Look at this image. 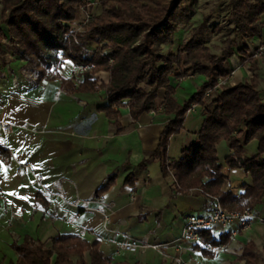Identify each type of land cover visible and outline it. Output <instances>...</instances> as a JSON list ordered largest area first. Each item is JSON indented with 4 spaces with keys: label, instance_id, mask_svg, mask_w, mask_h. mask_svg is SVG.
Segmentation results:
<instances>
[{
    "label": "trees",
    "instance_id": "trees-1",
    "mask_svg": "<svg viewBox=\"0 0 264 264\" xmlns=\"http://www.w3.org/2000/svg\"><path fill=\"white\" fill-rule=\"evenodd\" d=\"M199 0H100L102 12L95 15L79 33L70 32L68 25L79 19L89 0H0V65L6 60L4 41L13 57L25 63L24 71L36 76V82H59L68 95L75 93H107V105L99 110L118 123L120 109L128 108L134 122L160 108L170 117L157 150L147 156L142 166L159 161L164 177L173 176L177 190L190 193L202 189L210 208L216 199L228 211L252 210L264 199V99L259 79L221 88L206 97L220 79H228L230 59L241 56L245 64L251 61L255 71L254 51L245 42L261 38L264 30V0H231L234 36L220 56L214 55L204 42L194 36L177 52L162 54L164 45L171 42L177 28L191 20ZM98 48L89 52V44ZM66 61L75 68L88 67L82 74L64 79L61 70ZM110 74L109 83H100L96 75ZM204 75L206 82L183 105L175 99L176 82ZM163 100L160 103V100ZM209 101V102H207ZM201 107L205 117L195 139L182 150L179 161H170L168 147L173 136L184 129L191 107ZM118 126V125H117ZM119 128L118 132H124ZM228 143L230 154L224 165L230 171H242L252 179L243 186L244 192L234 195L225 191L228 177L218 156V146ZM258 143L257 153L247 155L250 143ZM131 178L127 179V182ZM111 177L98 194L107 192L114 184ZM176 190V191H177ZM230 235L215 238L211 231L203 232L201 244L195 245L207 258L216 249L229 244ZM18 255L8 264H130L113 262L93 243L72 234H58L48 243L25 238L22 244L13 243ZM242 259L248 264L258 256L248 246ZM140 264V263H136Z\"/></svg>",
    "mask_w": 264,
    "mask_h": 264
},
{
    "label": "crops",
    "instance_id": "crops-1",
    "mask_svg": "<svg viewBox=\"0 0 264 264\" xmlns=\"http://www.w3.org/2000/svg\"><path fill=\"white\" fill-rule=\"evenodd\" d=\"M263 37L264 30L257 40ZM241 60L240 55L230 59L229 69L234 72L230 85L257 76L262 90L264 58L253 59L255 71L254 63L243 64ZM10 69L13 70L10 64L0 65V122L13 126L11 134L0 128V255L2 260L6 257L4 264L17 261L13 243L22 244L27 237L48 243L58 234L77 235L90 243L98 241L101 251L113 262L174 264L155 251L141 254L121 250L131 240L170 243L181 236L189 215H208L213 210L202 189L177 195L173 176L164 177L159 161L142 166L147 156L157 150L170 117L160 108L134 122L129 109L122 108L116 123L99 110L107 105L105 91L68 95L59 82L26 84L24 66L16 76L4 74ZM61 76L71 79L74 71ZM96 78L105 84L110 80L105 72ZM200 114L203 116L199 106L188 113L182 132L171 138L170 161H179L183 148L195 139L201 128L189 129L188 125L193 115ZM119 128L125 131L118 132ZM253 144L258 146L256 141L250 143L248 156L257 153L256 148V152L248 151ZM229 154L230 149L226 157ZM23 166L28 169L20 171ZM224 173L228 177L224 190L236 196L244 192L243 186L252 184L251 177L242 171H230L224 165ZM232 173H236L235 177ZM113 176V186L98 194ZM60 189L63 199L59 197ZM96 195L113 204L109 227L104 225L101 214L69 206L77 199L92 200ZM254 213L257 218L251 228L230 237L229 244L221 246L223 249L212 259L205 258L195 245H187L183 260L192 264H248L242 255L251 246L258 256L251 264H264V199ZM233 230L234 227L218 230L214 236L219 239ZM84 260L90 264L89 253Z\"/></svg>",
    "mask_w": 264,
    "mask_h": 264
},
{
    "label": "rangeland",
    "instance_id": "rangeland-1",
    "mask_svg": "<svg viewBox=\"0 0 264 264\" xmlns=\"http://www.w3.org/2000/svg\"><path fill=\"white\" fill-rule=\"evenodd\" d=\"M89 2L90 4H88L85 9L88 10L92 19L93 16L101 14L102 7L100 4V0H89ZM83 9L81 10L79 19L68 25L70 32L72 31V33H79L88 24L89 21L86 22V15L84 14ZM1 11L2 5L0 2V15ZM233 28L235 29L231 14V0H199L197 5L195 6L194 14L191 17V20L187 23H182L178 26L177 31L172 37L171 42L163 46L162 54L167 55L169 52H177V50L182 44L188 42L191 38L196 36L204 42V44L206 45V47L209 48L212 54L220 56L223 50L226 49L227 42L234 36L233 33L230 34V30H232ZM254 40L256 41V43L254 41H244V45L251 46V49H253L254 51L264 46V39L262 41H258L257 38H255ZM7 44H9V40L4 41L3 49L7 51L6 60L13 67V70L10 69L8 73L4 74L7 76H16L18 75L16 71L21 66H24L25 63L23 61H20L18 58L12 56V53L7 50ZM97 48L98 46L96 44L91 43L89 44L88 50L89 52H94ZM263 58L264 56L259 59ZM73 71L74 74H78V69L75 68L71 62L66 61L61 70V73H67L69 75ZM23 78V81L26 84H35L36 76L34 74L25 72L23 74ZM205 80L206 77L204 75H197L194 78H188L181 82H176L175 99L178 104L183 105L186 101L193 97L204 85V83L206 82ZM42 84L49 83L44 82ZM261 88L262 90L260 91L262 92V98L264 99V83L261 84ZM203 119L204 118L201 114L193 115L191 119L192 121L189 123L188 128L199 130L203 124ZM255 148L258 149V146L256 144H253L248 148V151H251L253 149L254 152H256ZM228 149L229 146L226 141H222L218 146V156L222 164H224ZM235 174L232 173V177H235ZM147 252H145L144 254H146ZM5 259L2 260L0 255V261L2 260L0 264H4Z\"/></svg>",
    "mask_w": 264,
    "mask_h": 264
},
{
    "label": "built area",
    "instance_id": "built-area-1",
    "mask_svg": "<svg viewBox=\"0 0 264 264\" xmlns=\"http://www.w3.org/2000/svg\"><path fill=\"white\" fill-rule=\"evenodd\" d=\"M84 14L86 15V22L91 20V15L88 10L83 9ZM264 56V46L260 47L254 53V59H259ZM88 67H79L78 73L82 74L87 71ZM234 72L228 79H220L218 85L213 90H208L206 92V97L211 96L213 92L220 90L221 88L230 84ZM198 108L197 105H193L189 113L194 112ZM0 128L5 134L13 133V126L6 122H0ZM27 166L21 167L20 171ZM28 169V168H27ZM35 180L38 181V178L35 177ZM175 190H177V185L174 183ZM177 195H181L182 192L178 189ZM62 190L60 189L59 197L63 199ZM203 194H205L202 191ZM69 206L77 211H91L96 212L102 215L104 220V225L109 227L112 224L110 211L113 209V204L107 202L102 196L96 195L92 200H83L77 199L71 203ZM257 216L252 210H244L243 212L228 211L223 208V206L216 199L214 209L208 215L202 214H192L189 215L186 219L185 225L181 236L165 244H146L142 241L131 240L128 243H125L121 246V250L133 252L137 251L141 254H144L147 251H155L160 255L170 259L174 264H192L191 262L184 261L183 255L187 245H198L201 244V235L203 232L211 231L213 235L216 234L218 230H225L230 227H234V230L231 231L230 237H236L240 232H245L249 230L256 220ZM208 250L218 252L223 248L213 249L209 245L204 246ZM173 250L174 253L169 251Z\"/></svg>",
    "mask_w": 264,
    "mask_h": 264
}]
</instances>
